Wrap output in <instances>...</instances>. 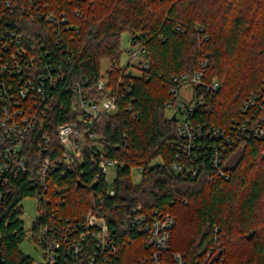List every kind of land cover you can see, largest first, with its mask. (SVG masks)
<instances>
[{
  "label": "trees",
  "instance_id": "1",
  "mask_svg": "<svg viewBox=\"0 0 264 264\" xmlns=\"http://www.w3.org/2000/svg\"><path fill=\"white\" fill-rule=\"evenodd\" d=\"M9 1L16 9L12 19L18 21V29L45 43L65 70V82L52 99L43 128L50 145L37 149L35 134L27 141L32 172L41 159L61 153L56 129L74 122L78 114L71 104L74 82L88 78L85 98L100 99L103 92L96 83L107 63L104 76L123 95L118 112L99 122V138L86 141L78 167L53 178L67 187L58 213L81 219L102 197V213L121 229L128 206L160 207L176 218L172 250L183 252L190 262L214 248L225 264H264V139L243 133L224 155L220 170L225 176L203 155L196 163L198 175L185 177L172 169L178 135L176 121L167 112L173 99L172 77L192 74L207 61L205 86L195 90L206 103L196 107L193 122L205 130L229 129L234 119L242 118L247 99L264 88V0ZM44 13L63 14L67 20L70 28L60 30L59 43L54 25L41 17ZM126 32L132 45L143 43L147 48V78L130 73V64L120 65ZM213 81L217 89L209 92ZM250 114L264 127V104L250 108ZM98 148L119 163L114 198L106 196V178L96 180ZM158 159L161 163L155 164ZM133 169L141 170L139 184L132 179ZM28 181V174L20 177L0 208V257L5 264H32L19 251L26 236L21 202L34 196ZM44 220H35V231ZM131 249L125 263L134 264L139 252Z\"/></svg>",
  "mask_w": 264,
  "mask_h": 264
},
{
  "label": "built area",
  "instance_id": "2",
  "mask_svg": "<svg viewBox=\"0 0 264 264\" xmlns=\"http://www.w3.org/2000/svg\"><path fill=\"white\" fill-rule=\"evenodd\" d=\"M15 11L9 0L0 3V208L18 179L28 174L29 185L38 198V218L45 219L36 231L43 251L40 264H131L125 263V254L131 248L139 252L134 264H225L224 257L214 248L195 262H190L183 252L172 250L176 218L164 208L132 204L128 206L121 229L110 225L102 213L105 200L102 197L81 219L58 213L67 187L60 186L53 178L55 175L65 177L68 171L73 172L78 167L83 160L86 141L99 138L97 126L101 119L118 112L122 92L110 85L105 72L96 83L98 90L103 92L100 99L85 98L88 78L74 82L71 104L78 114L74 122L63 123L56 129L61 153L41 159L36 171L32 172L27 141L35 134L37 149L50 145V136L43 128L52 99L65 82V70L45 43L18 29V21L12 19ZM21 11L27 13V8ZM41 17L54 25L59 43L60 30L70 28L64 15L44 13ZM127 53L131 58L128 64L134 62L139 76L147 78L150 65L146 46L143 43L132 45ZM206 65L207 61H202L194 73L174 75L173 99L167 103L169 118L174 115L177 118L178 141L174 146L179 151L172 169L191 178L198 175L200 167L196 163L203 155L225 176L220 170L224 155L243 133L264 139V127L254 123V115H247L250 108L264 104V88L251 94L242 109V118L234 119L229 129L205 130L193 122L196 107L206 103L203 95L195 94L197 87L205 86ZM217 86L213 81L207 91L213 92ZM185 88H190L187 95L183 93ZM128 109L131 110L130 105ZM94 153H99L96 180L102 176L107 180L110 168H114L117 175L118 161L108 158L100 148L94 149ZM106 196L114 198L116 190L109 188Z\"/></svg>",
  "mask_w": 264,
  "mask_h": 264
},
{
  "label": "rangeland",
  "instance_id": "3",
  "mask_svg": "<svg viewBox=\"0 0 264 264\" xmlns=\"http://www.w3.org/2000/svg\"><path fill=\"white\" fill-rule=\"evenodd\" d=\"M131 34L126 32L122 35V42L121 46L124 51V54L121 59V66L125 67L130 62L131 58L128 55L127 51L128 49L132 48L131 45ZM135 64L133 62L132 65L129 67V72L132 73L135 76L140 75V71L134 67ZM109 65L107 63H104L103 71L105 72L106 69H108ZM103 72V73H104ZM190 91V88L183 89L184 95H187V93ZM171 113L168 112V116L170 117ZM161 159L156 160L154 163H161ZM115 169L110 168V172L107 178V182L109 185V188H113L114 180H115ZM141 172L137 169H133L132 171V179L134 183L139 184L141 182ZM21 205L23 206V214L21 216V220L24 223V229L26 231V236L24 240L19 245V251L23 253L26 256H29L32 259V264H40L43 259V251L40 245L38 244V241L36 239L37 232L34 230V222L39 216V203L38 198L35 196H28L21 202Z\"/></svg>",
  "mask_w": 264,
  "mask_h": 264
},
{
  "label": "water",
  "instance_id": "4",
  "mask_svg": "<svg viewBox=\"0 0 264 264\" xmlns=\"http://www.w3.org/2000/svg\"><path fill=\"white\" fill-rule=\"evenodd\" d=\"M173 120H175V121L177 120L176 115H174ZM91 188H92V190H94L95 185H92ZM0 264H5V263L2 261L1 257H0Z\"/></svg>",
  "mask_w": 264,
  "mask_h": 264
}]
</instances>
